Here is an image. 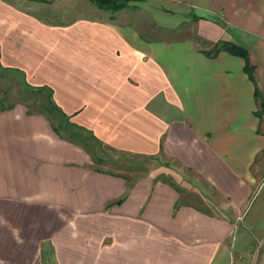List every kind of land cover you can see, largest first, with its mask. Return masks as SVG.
<instances>
[{"label":"crops","instance_id":"0c3cea01","mask_svg":"<svg viewBox=\"0 0 264 264\" xmlns=\"http://www.w3.org/2000/svg\"><path fill=\"white\" fill-rule=\"evenodd\" d=\"M57 1L87 14L48 18ZM0 71L145 168L93 167L45 114L0 106V264H264V0H0Z\"/></svg>","mask_w":264,"mask_h":264},{"label":"rangeland","instance_id":"374dc122","mask_svg":"<svg viewBox=\"0 0 264 264\" xmlns=\"http://www.w3.org/2000/svg\"><path fill=\"white\" fill-rule=\"evenodd\" d=\"M76 0H71V3H75ZM58 2V1H57ZM58 3H55L53 6H50L49 10L43 11V14L48 16V18H61L67 19L77 14H87L84 9L78 8L79 6H72L70 9L65 6H60ZM128 4V3H127ZM123 8V7H122ZM111 11H116L113 9H107ZM39 15L41 12L38 13ZM244 61V60H243ZM30 87L23 86L17 77L9 75L0 71V106L21 102L26 105V107L31 112H41L46 114L43 109V106L47 107L48 103V93L46 90H32ZM54 123H60V125H66L60 121L57 114H52ZM72 129V127H69ZM75 133H78L85 142L84 148L88 150L90 158L92 160L93 167L106 169L108 171L117 172L118 174H125L129 179H133L136 176H139L144 173V167L141 165V158L134 155H125L118 153H111L105 148L101 147L97 143H94L90 136L81 130H74ZM176 168L171 167V170ZM178 180H175L169 174L158 175L157 178L164 180L165 182L172 181V184L181 185L182 183H187L189 185L193 184L192 181L199 184V180H195V177L189 173H179ZM171 184V183H169ZM190 189V187H189ZM181 199H187L194 203H198L199 199L196 194L190 192V190L183 189V192L180 194Z\"/></svg>","mask_w":264,"mask_h":264},{"label":"trees","instance_id":"16d2710c","mask_svg":"<svg viewBox=\"0 0 264 264\" xmlns=\"http://www.w3.org/2000/svg\"><path fill=\"white\" fill-rule=\"evenodd\" d=\"M91 3H93L96 7L100 9H113L118 10L122 7H125L128 2L130 1H139V0H89ZM226 52L240 56L244 60L243 70L248 76L250 81H253L252 77V67L247 62L246 57V51L241 46H236L233 44H225L221 46ZM218 48L215 47V49H212V52H216ZM32 90H41V87H35V88H29ZM47 107L43 106L44 111L46 112V116L50 120V126L52 130L60 137L64 138L66 140L72 141V142H79L83 147L85 146V142H83V138L78 134L75 133L74 130H79L80 128L71 122L68 121V116L64 115L52 102L50 93L48 92V103ZM28 112H31L29 109H27ZM44 114V113H43ZM52 114H57L60 121L65 123L66 125H60L58 122L57 124L53 121ZM69 127H72L69 128ZM75 128V129H74ZM127 180V179H126ZM129 181V180H128Z\"/></svg>","mask_w":264,"mask_h":264},{"label":"built area","instance_id":"2783aa9c","mask_svg":"<svg viewBox=\"0 0 264 264\" xmlns=\"http://www.w3.org/2000/svg\"><path fill=\"white\" fill-rule=\"evenodd\" d=\"M263 245H264V242H263Z\"/></svg>","mask_w":264,"mask_h":264}]
</instances>
